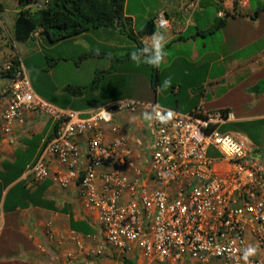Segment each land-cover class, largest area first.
<instances>
[{"label":"built area","instance_id":"built-area-1","mask_svg":"<svg viewBox=\"0 0 264 264\" xmlns=\"http://www.w3.org/2000/svg\"><path fill=\"white\" fill-rule=\"evenodd\" d=\"M154 22L159 30L168 26L163 13ZM12 66L0 70V77L10 74L0 128L10 136L24 112L55 122L29 174L76 188L98 229L90 245L76 241L83 264L107 253L159 263L264 264V161L220 131L231 113H180L133 99L89 112L61 108L35 92L20 62ZM139 112L151 127L150 153L141 161L113 121L114 114Z\"/></svg>","mask_w":264,"mask_h":264},{"label":"crops","instance_id":"crops-1","mask_svg":"<svg viewBox=\"0 0 264 264\" xmlns=\"http://www.w3.org/2000/svg\"><path fill=\"white\" fill-rule=\"evenodd\" d=\"M161 2L159 9L140 22L163 13L168 20V26L158 29L152 36L141 37L140 40L145 44V50L157 52L153 55L157 56L154 58L155 61L166 62L169 59V50L173 49L177 54L176 59H180L182 84L186 88L185 96L187 100L194 99L181 109L170 108L182 113L198 108L204 111L223 110L231 113L232 119L223 124L220 130L243 142L249 154L264 161V0ZM207 6L214 7L215 12L209 13ZM20 10V6L17 8L14 5V9L10 11L12 15L9 17V23L12 29L9 30V37L3 35L0 27V50L5 53V48L7 49L4 66L10 64L13 58H17L25 73L27 72L26 75L27 70L31 74L39 73L43 71L39 70L40 65L28 63V60L32 56L41 62L42 58H46V54H43L44 49H57L59 43L50 45L39 31L34 32L25 41H15L12 37ZM7 11L9 9L0 1V12ZM126 20H130L129 25ZM3 23L7 26L6 22ZM123 23L124 31L125 25H128L127 28L133 36H137L138 30L143 26L141 23L136 30L138 20L133 14H126ZM90 32L77 37H86ZM115 33L123 35V32L118 30ZM199 39L210 40V43L201 42L197 46ZM31 41L37 42L39 49L24 57V60L16 43L22 42L24 45ZM116 48L123 50L124 46ZM94 55V52L90 51L85 58ZM49 59L51 60L49 68L52 70L48 72L51 81L47 82L48 76L43 72L40 77L46 83L45 89L32 87L50 103L61 108L89 112L123 99L117 94H111L112 96L97 102L95 100L86 103V97H78L76 93L69 94L66 92L68 85L55 84L53 71L60 67L69 68L71 58L57 56ZM4 66L1 65L0 68ZM1 78L5 79L0 91V102H3L4 109L8 102V96L4 92L8 77ZM178 89L181 90L182 85ZM76 105L78 108H74ZM115 115L113 121L124 131L131 148L138 156L145 149V144L151 141V130L147 132V128H150L149 116L142 112ZM22 119L21 124L14 126L10 136L5 135L0 128V264H83L84 257L78 254L76 241L82 240L86 246L90 245V237L97 235L98 229L93 217L82 207L76 188L71 186L61 189L49 179L35 182L29 174L30 166L53 135L55 122L43 114L34 112H24ZM30 151L31 159L26 167L21 169L20 175L15 178H10V174L6 176V170L16 162L18 154H27ZM55 167L54 164L53 168ZM18 182L25 183V186L15 193L35 194L34 203L13 209L10 205L16 199H12L9 200L7 209L6 207L4 209L6 193ZM41 188L43 191L39 196L37 194ZM37 201H45L51 207L40 206ZM71 220L86 223L92 228L93 233L89 235L73 231ZM109 256L107 253L94 259L91 264H111L107 259Z\"/></svg>","mask_w":264,"mask_h":264},{"label":"rangeland","instance_id":"rangeland-1","mask_svg":"<svg viewBox=\"0 0 264 264\" xmlns=\"http://www.w3.org/2000/svg\"><path fill=\"white\" fill-rule=\"evenodd\" d=\"M9 11L2 13L0 12V27L3 30V35L9 37V30L11 31L10 26V16L11 10L17 6L19 8L17 0H0ZM162 0H126V14H133L134 17L138 20L137 28L140 27L143 19L146 17H150V15L160 8ZM207 11L209 13H214L215 8L212 6H207ZM6 22V25L3 23ZM126 23H130V20H126ZM142 24V25H143ZM125 25V31L123 35L119 33H115V29H98L91 31L87 34L86 37H74L72 39H67L59 42L58 48L54 50L44 49L43 54H46V58H42L41 62L39 59L32 57L28 60V63L32 62L34 65H40L39 70H43L39 73L28 71V79L32 86L35 88H43L45 89L46 83L41 79L42 74L44 72L47 75V82L51 81L49 72L52 69L49 62L51 60L50 57L57 56H68L70 57L69 68L68 67H60L59 69L53 71L55 77L53 81L56 85H68L72 87H87L86 91L82 96L86 97L85 102L88 103L90 101H99L100 99H105L113 95H119V97L123 99H133L144 102H152L158 104L160 107L170 110H176L175 107L181 109L188 102H192L193 100H187L185 96V85H183V78L180 74V59H176V55L173 52V49L169 50L168 56L169 59L165 61H155V59L148 58L144 55H140L134 58L129 59L126 62H123L116 66V68L108 74L99 75L101 71H104L109 68L110 65V57L120 56L125 53L134 52L136 50V45L129 38L131 32L128 30ZM219 37V35H217ZM44 38V36H43ZM203 43H210V40L199 39V46ZM52 45V44H50ZM123 45L124 49L120 50L116 47ZM16 46L19 49V52L22 58L26 56H30L37 49H39V45L37 42L31 41L29 44H24L22 42H17ZM4 49V48H3ZM90 51L94 52V56L87 57ZM5 53H7V49L5 48ZM0 50V66L5 65L4 61L7 58ZM188 54V53H187ZM84 57V58H80ZM25 60V58H24ZM27 62V61H26ZM78 66V67H76ZM5 67V66H4ZM1 69V68H0ZM35 71V67L33 68ZM38 69V67H37ZM49 69V70H48ZM27 74V72H26ZM30 75V76H29ZM41 76V77H40ZM99 76L98 80V88L96 90H91L88 86L93 85L94 78ZM5 79L0 77V91L2 85L4 84ZM44 83V84H43ZM37 84L39 86H37ZM182 85V89L180 88ZM180 90V91H179ZM98 92L97 94H95ZM69 94H72L68 91ZM76 93V92H75ZM77 95V94H76ZM81 97L80 95H77ZM48 101V100H47ZM158 101V102H157ZM3 102H0V111H3ZM95 104V103H94ZM172 105V106H171ZM3 106V107H2ZM78 108V106H74V108ZM174 107V108H170ZM3 109V110H2ZM182 113L179 110H176ZM206 112H214V111H206ZM115 115V114H114ZM116 116V115H115ZM114 116V117H115ZM2 124L1 115H0V125ZM148 124V123H147ZM150 127V126H149ZM151 130L147 128V132L149 133ZM221 131V130H220ZM223 132V131H221ZM150 143V141H148ZM147 148L141 151V159L138 155V161L142 159H146V156L150 153V149L145 144ZM208 155L211 157H218V153L213 149H210ZM144 157V158H143ZM131 261L123 260L121 257L111 254L107 259L110 260L111 264H193L194 262L185 260L182 262L171 263H159V262H148L141 257L129 256Z\"/></svg>","mask_w":264,"mask_h":264},{"label":"trees","instance_id":"trees-1","mask_svg":"<svg viewBox=\"0 0 264 264\" xmlns=\"http://www.w3.org/2000/svg\"><path fill=\"white\" fill-rule=\"evenodd\" d=\"M39 1L41 0H17L21 10L17 16L12 37L15 41H25L36 31H39L49 44H56L98 29H115L124 33L123 20L126 15V0H46L42 8L33 9V5ZM154 18L151 17L145 21L138 30L137 36L130 35L129 38L135 43L136 50L133 53H125L120 56L111 55L110 67L101 71L99 75L108 74L117 65L140 55L152 59L157 57L151 55L152 50H145V44L140 40L141 37L152 36L157 32ZM11 64L14 68L19 64V61L17 58H13ZM2 73L1 77H10V74ZM98 80L99 76H96L93 85L88 86V88L96 90L99 86ZM86 88L67 86L66 92L71 91L72 94L76 92L77 95L82 96ZM31 155L32 151L27 154L19 153L16 162L6 170V176L10 174V178H15L20 175L21 169L26 167ZM24 186L25 183L18 182L8 190L4 199V209L5 207L7 209V205L10 204L9 202L12 199H16L10 205L13 209L15 207H27L30 203H34L33 197L35 194L25 192V194L17 195L15 193L18 189H24ZM42 191L43 188L40 189L37 195L40 196ZM37 204L51 207L45 201H37ZM71 229L83 234L90 235L93 233L92 228L82 221L71 220Z\"/></svg>","mask_w":264,"mask_h":264},{"label":"water","instance_id":"water-1","mask_svg":"<svg viewBox=\"0 0 264 264\" xmlns=\"http://www.w3.org/2000/svg\"><path fill=\"white\" fill-rule=\"evenodd\" d=\"M156 53H157V52L154 51V50L151 51V55H155Z\"/></svg>","mask_w":264,"mask_h":264}]
</instances>
